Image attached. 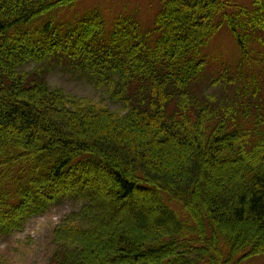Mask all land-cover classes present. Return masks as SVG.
Instances as JSON below:
<instances>
[{
	"label": "trees",
	"instance_id": "1",
	"mask_svg": "<svg viewBox=\"0 0 264 264\" xmlns=\"http://www.w3.org/2000/svg\"><path fill=\"white\" fill-rule=\"evenodd\" d=\"M77 1L0 0V235L68 197L82 205L54 229L49 264L264 256V77L227 78L222 103L199 93L224 24L264 72V0H162L153 29L127 15L108 34L96 11L56 25ZM56 69L123 112L52 88Z\"/></svg>",
	"mask_w": 264,
	"mask_h": 264
},
{
	"label": "rangeland",
	"instance_id": "2",
	"mask_svg": "<svg viewBox=\"0 0 264 264\" xmlns=\"http://www.w3.org/2000/svg\"><path fill=\"white\" fill-rule=\"evenodd\" d=\"M162 0H78L73 6L54 15L56 25L69 26L91 11H96L104 23L105 33L113 27L119 16H135L142 31L153 29L154 21L161 9ZM206 65L203 85L200 87L201 97H211L221 102L232 95L227 91L229 81L235 87L252 86L254 76L261 83L264 72L256 64L241 63V53L233 34L224 24L218 34L204 50ZM37 65L28 63L25 71L33 70ZM216 74V75H214ZM219 79L218 81H216ZM45 80L52 88L63 89L65 93L93 101L112 111L123 108L110 98L107 87L96 89L93 84L80 75L72 76L59 69L47 73ZM215 97V98H214ZM82 203L74 198H63L53 205L45 214L29 218L22 229L7 235H0V264H49L55 251L52 243L54 229L71 213L77 212ZM198 254L192 255V258ZM229 264H264V256H254L240 261L237 258Z\"/></svg>",
	"mask_w": 264,
	"mask_h": 264
}]
</instances>
